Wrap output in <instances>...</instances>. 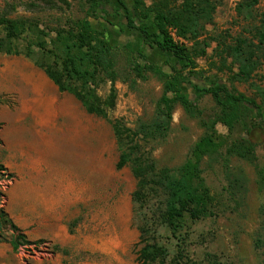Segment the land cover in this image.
<instances>
[{
  "label": "rangeland",
  "instance_id": "rangeland-1",
  "mask_svg": "<svg viewBox=\"0 0 264 264\" xmlns=\"http://www.w3.org/2000/svg\"><path fill=\"white\" fill-rule=\"evenodd\" d=\"M244 1L217 0L213 21L205 25L198 40L180 39L176 30L171 29V32L176 40L196 54L193 76L203 85L227 84L239 93L256 98V86L264 88V65L249 83H242L234 79L237 66L233 65L232 59L227 54H220L222 44L233 46L241 38L258 43L254 27L264 20V0L255 5L252 17L240 14L239 7ZM88 2L0 0V18L26 19L49 34L50 39L55 30L67 29L73 22L83 20ZM124 2L131 5L133 0ZM146 2L151 4L150 0ZM170 2L172 8L178 9L182 0ZM117 7L119 5L113 3L112 8ZM112 8H108L110 12ZM106 19L114 25L104 21H94L93 25L114 45L145 52L151 63L164 66L169 57L143 47L139 36L124 26L123 14ZM4 36L5 32L0 29V39ZM32 42L31 35H24L16 44L24 50ZM121 66L126 67L132 77L128 82L120 80L115 84L117 101L114 109L108 111L109 120H121L125 126L134 129L139 121L153 119L163 95V85L151 74L146 80L136 78L125 59ZM111 89L112 84L102 80L97 94L105 100ZM189 93L195 99L198 116L192 118L177 105L168 136L146 145L158 168L182 166L204 136V122L219 112L210 95L191 88ZM66 97L68 95L55 90L54 84L30 59L0 53V140L3 143L0 165L15 176L11 179L0 172V208L9 214L29 241H40L21 247L16 253L9 241L0 243V264H140L137 257L141 248L138 246L141 223L135 219L132 202L136 180L130 166L122 170L116 168L120 152L113 127L108 119L90 116L73 95L69 96L73 103ZM257 101L260 102L258 97ZM65 108L70 111L62 112ZM72 110L86 112V116L92 118L95 157L90 164L89 157L93 160V154L89 155L91 123L85 124L86 131L76 148L64 141L60 143V136L51 139V130L36 124L39 119L50 116L59 125L67 123ZM98 125L99 140L96 139ZM247 125L250 127L248 135L241 128L230 133L224 126H217L226 147L220 155L206 160L203 166L206 186L214 198V215L190 226L188 245L184 249L178 247L169 230L150 212L148 217L158 225L157 238L169 250L166 264H264V133L255 118ZM43 134L49 139L43 138V147L37 148L41 153L30 152L27 145L41 144ZM242 136H247L253 145L252 161L227 155V145ZM52 181H61L63 185L59 190L51 189L48 183ZM31 183L39 185L32 188ZM35 192L45 193L47 199L34 202ZM29 207L36 212L37 219L26 220L27 225L23 228V220L30 216L27 213Z\"/></svg>",
  "mask_w": 264,
  "mask_h": 264
},
{
  "label": "trees",
  "instance_id": "trees-1",
  "mask_svg": "<svg viewBox=\"0 0 264 264\" xmlns=\"http://www.w3.org/2000/svg\"><path fill=\"white\" fill-rule=\"evenodd\" d=\"M150 1L148 5L146 0H133L128 5L124 0H89L85 18L73 22L67 29L55 30L54 37L50 39L49 34L26 19L2 17L0 29L5 36L0 39V53L23 55L30 59L61 94L73 95L89 115L108 120V111L114 109L117 101L115 84L120 80L128 82L132 77L126 67L121 66L124 59L136 78L146 80L151 74L160 80L163 95L152 120H141L134 129L125 126L121 120L109 122L120 152L116 168L122 170L130 166L136 180L132 202L135 219L141 223L138 243L141 248L137 261L140 264H166L169 250L159 242L158 225L148 217L150 212L169 230L178 247L184 249L188 245L190 226L214 215V198L206 186L203 166L206 160L220 155L226 147V142L218 135L217 126H224L230 133L241 128L248 135L250 127L247 123L255 118L264 133V88L256 86V98H250L231 85L217 82L205 86L194 78L196 54L176 40L171 29L176 30L180 39L191 37L198 40L205 25L213 21L217 0H182L178 9L171 7L170 0ZM259 2L244 1L239 7L240 14L252 17ZM113 3L119 7L112 8ZM122 14L124 26L139 36L143 47L158 50L169 57L164 66L151 63L145 52L114 45L104 32L93 25L94 21H104L113 26L106 17L115 18ZM254 31L258 43L241 38L233 46L222 44L220 54H227L232 59L233 65L237 66L234 79L242 83H249L254 73L264 65V20L260 26L254 27ZM24 35H31L34 42L21 50L16 43ZM102 80L112 84L105 100L97 94ZM190 88L210 95L219 112L204 122L205 134L182 166L177 169L158 168L146 145L168 136L177 105H181L192 118L198 116ZM2 144L0 140V148ZM226 150L230 157L248 161L254 158V148L247 136L233 141ZM0 172L15 178L3 165H0ZM4 241H9L15 253L23 246L40 243L29 241L9 214L0 208V243Z\"/></svg>",
  "mask_w": 264,
  "mask_h": 264
},
{
  "label": "crops",
  "instance_id": "crops-1",
  "mask_svg": "<svg viewBox=\"0 0 264 264\" xmlns=\"http://www.w3.org/2000/svg\"><path fill=\"white\" fill-rule=\"evenodd\" d=\"M55 90L58 91V88L56 86H55ZM66 95H68V98L66 97V99H68L71 103H73V98H71V97L69 98V96H70L69 94H66ZM73 110H75V109H73ZM73 110L70 113L72 116L70 117V120L67 123L64 122L61 125H59V124L56 123V120L52 116H50L49 118L39 119V121H37L36 124H37V126H42V127L44 126L45 128H47V130L49 128L51 130V133L49 134V135L52 136L51 139H53V138L55 139V135L57 136L56 139H58V136H60V139H61L60 143L61 142L63 143V141H64V143H66V144L70 143L72 147L75 146V148H76V147L79 146L78 143L81 140V137L80 136L86 131L85 124H87V123L90 124L91 123L92 124V141L90 140V137L91 136H89V143L91 142L92 149L89 151V153L91 152L89 155L93 154L92 155V159L93 160H91L90 157H89V161L88 162L90 164L91 161H94V157H95V141H94L95 140V128H94V124H93V122H91L92 121V118L90 117L91 115L89 116L87 114V116H86V114H85L86 112L83 113L81 111H73ZM65 111H68L69 112L70 109L69 108H65V109L62 110V112H65ZM36 129H37V127H36ZM97 130H98V134L96 136L97 137L96 139L99 140V125H98ZM18 132H20V131H18ZM88 132H90V127L88 128ZM38 134H40V133L38 132ZM40 138H41L40 139L41 142L44 139H49L48 136H47V134H43V136H40ZM27 147H29V149H31L30 152L32 151V153L34 152V150L36 151V153H41V151L37 150V148L43 147V142L41 144H39V143H30V144L27 145ZM96 155H97V158L99 160V151L98 150H97ZM93 164H95V163H93ZM38 185L31 183L30 186L32 188H37ZM61 185H63V183L61 181L60 182H58V181L53 182L52 181L51 183H48V186L51 189H54V190L56 188H57V190H59L60 187H61ZM34 195L37 197L34 200V202H39V200L41 201V199H43V200L44 199H47V198H45V195H46L45 193L35 192ZM54 195L55 194L52 193V196L53 197L52 196L51 197L54 198ZM57 196H59V193L58 192H57ZM29 202H30L29 203L30 204L29 206H31L32 202L30 200H29ZM52 202H55L54 199H52ZM27 213H29L28 215H30V216L29 217H26L27 219H24L23 220L24 221V224H22V227L23 228H25L26 227L25 225H27L25 223L26 220L32 221V220H36L37 219L36 216H35L36 212L32 209V207H29Z\"/></svg>",
  "mask_w": 264,
  "mask_h": 264
}]
</instances>
